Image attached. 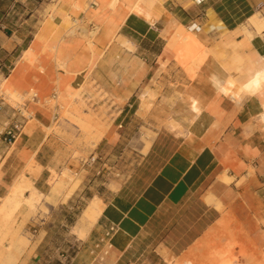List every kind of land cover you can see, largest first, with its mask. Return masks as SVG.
Wrapping results in <instances>:
<instances>
[{"label":"crops","instance_id":"0c3cea01","mask_svg":"<svg viewBox=\"0 0 264 264\" xmlns=\"http://www.w3.org/2000/svg\"><path fill=\"white\" fill-rule=\"evenodd\" d=\"M252 20L264 24V0H0V81L40 99L18 143L7 153L0 144V261L13 264L23 250L26 213L10 205L11 191L32 161L33 183L47 182L44 128L56 114L40 102L87 78L130 119L114 121L99 144L123 143L131 127L150 125L155 136L130 179L95 196L102 213L63 264H171L228 212L264 255V82L244 85L264 71V26ZM188 33L193 53L178 38ZM143 90L157 97L145 110ZM113 224L109 255L94 259L92 244Z\"/></svg>","mask_w":264,"mask_h":264},{"label":"rangeland","instance_id":"374dc122","mask_svg":"<svg viewBox=\"0 0 264 264\" xmlns=\"http://www.w3.org/2000/svg\"><path fill=\"white\" fill-rule=\"evenodd\" d=\"M15 17L22 22L27 19L23 11ZM95 34L96 30L92 32L90 41L94 40ZM178 38L193 53L195 41L191 34ZM0 83L6 85L4 80ZM32 91L34 89L29 92ZM146 92L143 90L140 93L143 110L157 98L151 93L145 96ZM40 105L56 114L52 126L44 128L51 135L45 149L49 174L45 173L46 183L42 180L35 185L32 178L37 172L32 166L37 164L32 161L30 176L22 175L8 196L10 205H22L27 219L25 227L18 233L23 250L13 264H26L25 260H21L23 254H33L28 264H63L71 261L81 250L83 239L91 229L80 234L75 228L90 200L98 195L106 198L110 191L118 189L130 179L133 171L142 166V156L155 136L150 125L131 127L126 129L123 143L116 146L99 144L114 121L125 124L130 119L129 116L123 118L125 112L120 113L91 78L74 86L58 88L56 95L43 99ZM131 135L134 137L128 143ZM13 212L14 209H10V216ZM254 233L243 226L235 213L228 212L227 217L213 227V234H207L184 255L174 257L171 264H264L261 262L263 250ZM10 244L11 240L7 249ZM11 260L12 256L9 255L0 264H10Z\"/></svg>","mask_w":264,"mask_h":264},{"label":"built area","instance_id":"2783aa9c","mask_svg":"<svg viewBox=\"0 0 264 264\" xmlns=\"http://www.w3.org/2000/svg\"><path fill=\"white\" fill-rule=\"evenodd\" d=\"M39 95L36 91L19 93L11 91L0 83V113L6 116L0 120V144L7 153L19 139L25 130L28 122L33 117L29 105L32 102H39ZM118 226L113 224L106 228L103 235L98 237L90 248V254L94 259L105 261L112 249V237Z\"/></svg>","mask_w":264,"mask_h":264},{"label":"bare ground","instance_id":"6f19581e","mask_svg":"<svg viewBox=\"0 0 264 264\" xmlns=\"http://www.w3.org/2000/svg\"><path fill=\"white\" fill-rule=\"evenodd\" d=\"M261 22L263 23V21H261ZM252 23L255 24L258 29H261L264 26V24H261V23L257 22L256 20H252ZM178 36L182 37V34H179ZM263 82H264V71L263 72L257 71L255 73V75H253V77L244 85H245L246 89L254 90V89L258 88ZM17 143H18V141H17ZM102 209H103V204H102L101 199L99 197L92 199L90 204L84 210L83 215H82L78 225L75 227L76 230L80 234H82L86 230H89L91 228V226L95 223V221L98 219V217L101 215Z\"/></svg>","mask_w":264,"mask_h":264}]
</instances>
